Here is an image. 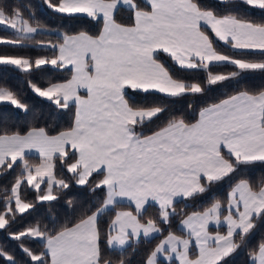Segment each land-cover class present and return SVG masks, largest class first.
Here are the masks:
<instances>
[{
  "label": "snow or ice",
  "instance_id": "1",
  "mask_svg": "<svg viewBox=\"0 0 264 264\" xmlns=\"http://www.w3.org/2000/svg\"><path fill=\"white\" fill-rule=\"evenodd\" d=\"M43 4L69 20L87 17L86 22L100 26L99 34L81 30L59 33L56 42L38 40L48 29L34 11L25 15L18 5L0 0V30L9 33L0 37V45L51 50L50 56L35 59L0 55V68L9 66L26 76L30 91L55 109H74L72 126L56 135L44 128L0 133V174L20 169L10 190L0 196V230L27 258L20 261L0 245V264H129L124 257L129 248L135 251L139 242L150 243L166 229L143 264H231L228 258L246 248L257 227L264 226V178L253 183L244 175L246 169L264 165V87L241 88L201 107L195 122L172 114L169 106L189 98L192 109L213 88L264 75V20L255 22L237 11L218 15L200 0ZM217 4L247 6L264 15V0ZM120 12H127L130 23L117 20ZM216 41L230 52L220 51ZM158 52L172 64L161 62ZM48 66L69 71L71 78L41 86L33 75ZM228 66L230 71L215 70ZM129 89L143 94V102L130 97ZM2 102L25 115L30 110L8 87H0ZM165 113L169 116L157 131L143 135L137 130ZM30 153L38 154V164L29 162ZM57 161L70 175H57ZM225 182L229 190L224 199L213 196L203 210L185 211L189 201L203 199ZM25 186L35 193L33 201L22 195ZM73 187L96 197L87 206L66 200L65 210L77 214L75 223L60 224L53 214L51 229L37 221L10 231L17 214H30L38 204H47L52 212L54 202ZM177 204L184 207L178 210ZM149 208L155 211L146 216ZM109 214L104 230L101 220ZM177 216L178 229L172 231ZM32 240L40 242L39 250L29 246ZM248 264H264V239L248 252Z\"/></svg>",
  "mask_w": 264,
  "mask_h": 264
},
{
  "label": "trees",
  "instance_id": "2",
  "mask_svg": "<svg viewBox=\"0 0 264 264\" xmlns=\"http://www.w3.org/2000/svg\"><path fill=\"white\" fill-rule=\"evenodd\" d=\"M200 2L212 10L216 11L218 15H224L231 11H237L241 16H246L255 22H261L264 20V15H262L258 10H250L247 6L239 9L226 8L219 6L217 0H200ZM6 3L11 5H18L24 10L25 15L28 12L34 11L35 17L48 29L43 34L36 36V39L52 42L58 40V34L62 32H67L68 34H75L81 30L87 31L90 35L99 34V25L93 23H88L87 17L80 16L75 19L69 20L60 14L54 13L52 10L48 9L46 5L43 4V0H6ZM30 6V8H29ZM117 20L128 24L130 23L128 19L127 12H120L117 14ZM9 33L0 30V37L8 36ZM216 46L222 52H230V48L223 45V43L216 41ZM0 55H24L31 56L35 59L37 56H50L51 50L48 48H35L34 45H29L27 48L14 49L7 45H0ZM161 62L165 63L166 66L172 64L170 58L162 53H157ZM252 58V57H249ZM217 71H230L231 66L227 68L216 69ZM202 77L203 74L201 73ZM71 78V73L65 70L54 69L48 66L46 70L42 72L34 73L33 79L38 81L41 86H47L46 81L51 82H64ZM190 79H192L190 77ZM0 87H8L13 91L20 94L21 99L24 103L29 105V112L25 115L22 111L14 109L11 105L7 103H0V133L8 131L9 133L14 131H20L22 134L26 133L30 128H44L49 135H56L60 131L69 129L73 122V111L69 110H57L54 106L50 105L48 101L43 98L35 96L34 93L28 88V78L21 73L14 71L11 67L5 66L0 68ZM247 87L250 90H258L264 87V75L254 74L249 75L242 79L239 84L230 85L227 88L217 87L210 90L205 96L200 97L195 103L192 109L188 108L189 98H184L179 100L174 105H170L172 114L180 116L183 115L186 120L193 122L196 120L198 112L201 107L207 106L208 104L217 103L223 98H226L230 94H234L241 88ZM129 91V96L133 97L137 103L143 102L141 97L143 94L134 93L132 90ZM169 114L165 113L159 120L152 122L151 124L145 125L137 130L142 132L143 135H147L157 131L163 126V123L168 118ZM29 162L32 164H38L39 159L37 157L29 156ZM71 162V160L69 161ZM20 171L19 167L8 171L5 174H0V196L3 195L5 189H9L11 184L14 183L15 177ZM56 173L59 176L61 173L64 175H70L66 173V168H61L60 162L57 161ZM246 178H249L253 183H257L262 178H264V165H256L245 170L244 173ZM229 190V184L227 182L216 187L213 192L205 196L203 199L198 198L195 201H189V206L185 209L186 212L191 213L192 211L203 210L208 207L212 201V197L215 196L218 199H224ZM22 195L28 201H33L35 198V193L32 191L22 190ZM98 195H102L98 192ZM71 197L78 204H84L87 206L90 203H95L96 197L88 194L86 189H81L78 187H73L69 191L67 196L62 197L58 202H54V209L52 212L49 211L47 204L36 206V209L30 210V214H17L16 223L12 226L10 231L18 232L24 230L29 225H34L37 221H40L41 227L47 226L49 229L52 228L50 222V217L53 214L57 215L58 222L60 224L76 222V213H72L70 210L66 211V200ZM184 206L182 204H177V209L180 210ZM153 208H149L145 215H152L154 213ZM109 215H105L101 220L102 229H107V223L109 221ZM180 217L177 216L173 218L171 229L172 231H177L176 222L179 221ZM166 229L163 235L158 236L153 239L150 243L141 241L135 246V251L129 248L124 254V257L129 260V264H143L146 255L151 251L155 245L159 242L163 236L167 235ZM179 234V232L177 233ZM264 239V226H259L252 234L248 246L243 248L238 253L229 257L231 264H248V252L252 249L258 247L261 240ZM0 245L6 246L7 249L16 254L18 260L23 261L27 259L22 251L18 248L17 243L10 239L8 232L0 230ZM33 250H39L40 242L38 240H32L29 244ZM109 255L106 252V256ZM112 259H117L115 255L111 256Z\"/></svg>",
  "mask_w": 264,
  "mask_h": 264
},
{
  "label": "crops",
  "instance_id": "3",
  "mask_svg": "<svg viewBox=\"0 0 264 264\" xmlns=\"http://www.w3.org/2000/svg\"><path fill=\"white\" fill-rule=\"evenodd\" d=\"M213 39L215 40V37H214V35H213ZM222 43V42H221ZM163 53V52H162ZM164 54H166V53H164ZM167 55V54H166ZM168 56V55H167ZM130 90V89H129ZM86 94V93H85ZM223 99H225V98H223ZM222 100V99H221ZM219 102V101H218ZM217 102V103H218ZM197 118H198V115H197ZM196 118V119H197ZM193 122H195V120L193 121ZM151 134V133H150ZM150 134H147V135H150ZM29 156H32V157H37L38 159H39V156H38V154H36V153H30L29 154ZM39 163V162H38ZM227 195V194H226ZM132 210H134V206H132ZM178 225H179V221H177L176 222V228L178 229ZM211 230L213 231V232H215L216 231V228H215V226H211ZM220 231L221 232H223V231H225V229H220ZM163 239V238H162ZM193 252H195V249H193ZM194 258V257H193Z\"/></svg>",
  "mask_w": 264,
  "mask_h": 264
},
{
  "label": "rangeland",
  "instance_id": "4",
  "mask_svg": "<svg viewBox=\"0 0 264 264\" xmlns=\"http://www.w3.org/2000/svg\"><path fill=\"white\" fill-rule=\"evenodd\" d=\"M216 70V69H215ZM217 71V70H216ZM219 71V70H218ZM2 103H7V102H2ZM14 206V205H13Z\"/></svg>",
  "mask_w": 264,
  "mask_h": 264
}]
</instances>
